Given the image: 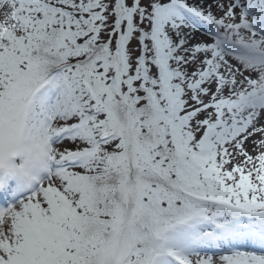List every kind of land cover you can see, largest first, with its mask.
<instances>
[{
  "label": "snow or ice",
  "instance_id": "snow-or-ice-1",
  "mask_svg": "<svg viewBox=\"0 0 264 264\" xmlns=\"http://www.w3.org/2000/svg\"><path fill=\"white\" fill-rule=\"evenodd\" d=\"M0 10V264H264V0Z\"/></svg>",
  "mask_w": 264,
  "mask_h": 264
},
{
  "label": "rangeland",
  "instance_id": "rangeland-1",
  "mask_svg": "<svg viewBox=\"0 0 264 264\" xmlns=\"http://www.w3.org/2000/svg\"><path fill=\"white\" fill-rule=\"evenodd\" d=\"M0 14H2V10H0Z\"/></svg>",
  "mask_w": 264,
  "mask_h": 264
}]
</instances>
